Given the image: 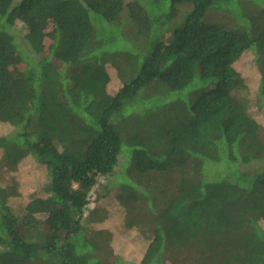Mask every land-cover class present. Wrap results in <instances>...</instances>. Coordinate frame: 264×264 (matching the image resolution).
<instances>
[{
  "label": "trees",
  "instance_id": "1",
  "mask_svg": "<svg viewBox=\"0 0 264 264\" xmlns=\"http://www.w3.org/2000/svg\"><path fill=\"white\" fill-rule=\"evenodd\" d=\"M255 106L264 0H0V264H264ZM28 158L47 182L15 212Z\"/></svg>",
  "mask_w": 264,
  "mask_h": 264
},
{
  "label": "rangeland",
  "instance_id": "2",
  "mask_svg": "<svg viewBox=\"0 0 264 264\" xmlns=\"http://www.w3.org/2000/svg\"><path fill=\"white\" fill-rule=\"evenodd\" d=\"M131 1V0H127ZM183 10V9H182ZM21 25H18V28H20ZM17 30V29H16ZM57 24L55 21H48L44 30H43V39L45 40L46 45V52L44 53V56L47 57L49 53V47L53 45L54 38L57 34ZM18 34L19 32L16 31ZM11 58L12 56L9 55ZM12 60V59H11ZM16 61V58L14 59ZM19 62V60H17ZM12 70L15 74L23 73L24 66L22 64H17L16 62H13L12 64ZM234 73L237 76H240L244 84L248 86L250 94L254 95L255 90L258 88L260 84V73L258 71V68L255 65V53L253 51H247L243 54L241 59L235 63L233 68ZM111 72V82L108 87V91L111 94H114L116 91L120 88V82L118 78L116 77L114 69L110 68ZM252 97V96H251ZM252 116L255 120H257L258 123H260L264 127V107L259 109L258 107H253L251 109ZM13 131L12 127L8 124H4L0 122V137L8 135ZM1 156V153H0ZM125 161V157H123L120 160L119 167L117 170L119 172L122 171V164ZM254 167V166H252ZM252 170L250 166L243 167V169ZM12 178H14L18 185H19V192H20V198L12 200L11 206L13 210L19 211L21 208H24V206L29 202V200L32 198L34 194L41 193L42 187L47 182L46 177V171L41 166H39L32 158H28L24 160L19 167L17 168L15 173L10 174ZM126 176H123V179L121 182H124L126 180ZM105 184L99 187L96 191V193L93 194L92 201L95 207L99 209H110L112 212L115 211L114 206H117V203L115 199H113L112 196H107L105 194V188L104 186L108 184V187L110 186V182L107 181L104 182ZM108 192H111L110 190ZM114 193V190L111 192V194ZM102 197V199L100 198ZM113 204V205H112Z\"/></svg>",
  "mask_w": 264,
  "mask_h": 264
}]
</instances>
